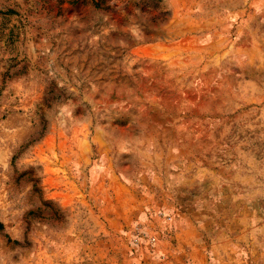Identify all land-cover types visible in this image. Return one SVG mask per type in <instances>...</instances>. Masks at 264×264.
I'll list each match as a JSON object with an SVG mask.
<instances>
[{
	"label": "rangeland",
	"instance_id": "374dc122",
	"mask_svg": "<svg viewBox=\"0 0 264 264\" xmlns=\"http://www.w3.org/2000/svg\"><path fill=\"white\" fill-rule=\"evenodd\" d=\"M0 223V264H264V0H0Z\"/></svg>",
	"mask_w": 264,
	"mask_h": 264
},
{
	"label": "trees",
	"instance_id": "16d2710c",
	"mask_svg": "<svg viewBox=\"0 0 264 264\" xmlns=\"http://www.w3.org/2000/svg\"><path fill=\"white\" fill-rule=\"evenodd\" d=\"M2 228V224L0 223V229ZM8 238V237H7ZM9 239V238H8Z\"/></svg>",
	"mask_w": 264,
	"mask_h": 264
}]
</instances>
